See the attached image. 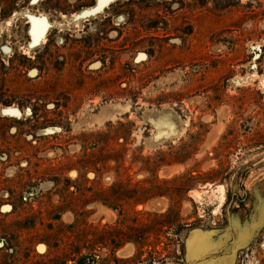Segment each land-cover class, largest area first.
Masks as SVG:
<instances>
[{
  "label": "rangeland",
  "instance_id": "1",
  "mask_svg": "<svg viewBox=\"0 0 264 264\" xmlns=\"http://www.w3.org/2000/svg\"><path fill=\"white\" fill-rule=\"evenodd\" d=\"M99 1L3 0L0 264H185L193 232L264 264L223 218L264 212V0Z\"/></svg>",
  "mask_w": 264,
  "mask_h": 264
},
{
  "label": "flooded vegetation",
  "instance_id": "2",
  "mask_svg": "<svg viewBox=\"0 0 264 264\" xmlns=\"http://www.w3.org/2000/svg\"><path fill=\"white\" fill-rule=\"evenodd\" d=\"M115 1L109 3L104 9L108 8ZM29 21L30 20H28L27 24L30 26ZM108 22L109 23L111 22V24H113L112 20H109ZM3 25H4V2L3 0H0V62L2 63H3V56L5 54V47L3 44ZM229 199L230 197L228 196V198L226 199L225 210L223 215L224 224L228 227L229 225H231L233 221V217H236V215H238L241 221L240 224H242L243 227L242 230L244 228H249L247 230L248 235L245 236L246 241L244 242V247L238 253H243V251L245 250L250 251L252 246L254 247L256 246L257 248L262 247L264 241V212L261 211L262 203H260V201H257L255 205V209L252 210V212H250L249 210L247 211V210L238 209V207L236 208L237 209L236 212H231L232 206L229 205ZM232 199L233 200L231 205L235 203L237 196L233 195ZM238 227L241 228L240 226ZM234 238L235 237H233V241Z\"/></svg>",
  "mask_w": 264,
  "mask_h": 264
},
{
  "label": "water",
  "instance_id": "3",
  "mask_svg": "<svg viewBox=\"0 0 264 264\" xmlns=\"http://www.w3.org/2000/svg\"><path fill=\"white\" fill-rule=\"evenodd\" d=\"M113 1L115 0H111ZM108 4L101 5L99 1L92 12L97 13ZM238 249L239 241L232 242L227 248L224 245L211 244L207 235L193 232L185 244V264H232Z\"/></svg>",
  "mask_w": 264,
  "mask_h": 264
},
{
  "label": "bare ground",
  "instance_id": "4",
  "mask_svg": "<svg viewBox=\"0 0 264 264\" xmlns=\"http://www.w3.org/2000/svg\"><path fill=\"white\" fill-rule=\"evenodd\" d=\"M103 1L104 2H107V0H102L101 2H102V4H104L103 3ZM108 1H110V0H108ZM100 2V3H101ZM108 3V2H107ZM106 4V3H105ZM39 19V18H38ZM32 23V22H31ZM46 27V25H45V23L44 22H42V21H39V20H37V21H35L33 24H32V30H33V35H35L36 36V38L38 37V36H40V31L42 30V29H44ZM39 34V35H38ZM121 108V107H120ZM111 108H109V107H104L102 110H101V112L99 113V115H98V118H97V120L99 119V120H105V119H107V118H112V115H111V113H110V110ZM113 109V108H112ZM112 111H114V110H112ZM166 111V110H165ZM5 113H9V114H11V113H14V111H13V109H11V108H8V109H6L5 110ZM114 114V113H113ZM171 114V113H170ZM152 117H154V119H153V123H154V125H155V128H156V136L155 137H153L154 139L153 140H155V142H160V141H162V140H164L166 137H169V136H176L177 137V135L180 133V126H178L179 124H177V122L178 121H176V118L175 117H172V115L170 116L169 114H168V112H165V113H163L162 115L161 114H159L158 116H153L152 115ZM90 118V117H89ZM92 119H94V118H92ZM95 119H96V115H95ZM93 121V120H92ZM84 122H85V120H84ZM86 123V122H85ZM91 123V122H90ZM168 140V139H167ZM154 142V141H153ZM210 142V141H209ZM157 144V143H156ZM160 144V143H159ZM157 146V145H156ZM154 147V146H153ZM173 170H169V171H166V173H171ZM171 175V174H170ZM152 204V203H151ZM161 208V207H160ZM159 208V209H160ZM106 212V211H105ZM93 219V218H92ZM95 219V218H94ZM66 221V220H65ZM108 221V220H107ZM121 254L123 255V257H125L124 255L125 254H127L126 253V251H122L121 252ZM128 256L130 255L129 254V251H128V254H127Z\"/></svg>",
  "mask_w": 264,
  "mask_h": 264
}]
</instances>
